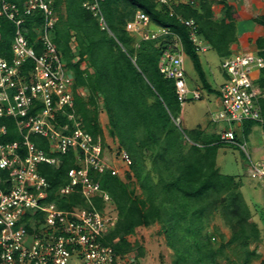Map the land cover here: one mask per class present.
Wrapping results in <instances>:
<instances>
[{
	"label": "trees",
	"instance_id": "obj_1",
	"mask_svg": "<svg viewBox=\"0 0 264 264\" xmlns=\"http://www.w3.org/2000/svg\"><path fill=\"white\" fill-rule=\"evenodd\" d=\"M9 1L23 9L28 0ZM84 1L55 0L54 3L59 21L53 30V41L75 75L73 112L81 128L95 139L101 137L104 146L100 115L102 111L106 113L109 135L118 139L129 153L130 171L143 191V197L138 196L136 189L110 172H91L110 196L117 212V222L105 244L112 246L117 255L136 253L138 260L144 256L143 250L138 252L128 238L138 229L159 222L175 253L173 264H223L219 262L220 257L234 245L242 253L233 260L224 256V264H251L259 259L257 251L249 249L252 242L261 240V231L256 223L250 222L253 216L241 193L243 183L240 177L222 174L217 165L219 150L228 144L221 143L220 134L216 140L206 135L196 139L184 136L185 130L176 124L182 105L175 84L165 79L159 70L166 43L163 40L142 41L126 28L141 11L155 26L172 31L181 39L184 53L192 61L203 88L214 93L182 20H194L201 39L225 59L231 56V46L237 40L233 6L226 0H201L198 7L178 3L171 8L160 6L157 0H100L108 32L102 30L99 21L83 7ZM216 3L222 4L225 10V17L219 22L213 11ZM255 22L264 27V16L256 18ZM42 23L40 12L25 18L26 37L32 46L37 39L35 30ZM1 24L0 56L11 62L16 26L6 19ZM257 47L264 59V37L257 41ZM36 50L41 53V47L36 46ZM32 66L33 62L29 61L23 71ZM256 84L264 92V68ZM81 90L85 91V96ZM261 105L264 111V99ZM66 121L60 120L61 124ZM4 123L8 133L0 143H22L16 120L5 119ZM254 124L257 123H245L243 137L248 136V127ZM30 139L48 157L59 160L58 167L39 165L40 174L50 185L46 202L56 203L61 210L87 208L86 200L79 193L68 197L58 194L69 182L68 172L78 168L75 152L53 154L46 138L32 134ZM93 202L99 211L107 207L101 198ZM215 211L221 213L233 231L227 243H224V235H220L222 242L218 246L213 243L214 235L206 231V224Z\"/></svg>",
	"mask_w": 264,
	"mask_h": 264
},
{
	"label": "built area",
	"instance_id": "obj_2",
	"mask_svg": "<svg viewBox=\"0 0 264 264\" xmlns=\"http://www.w3.org/2000/svg\"><path fill=\"white\" fill-rule=\"evenodd\" d=\"M159 5L172 7L177 0H157ZM186 4L196 5L195 0ZM55 0H28L20 9L9 0H0V43L2 24L6 19L16 26L11 45L12 61L0 56V139L8 133L5 119L16 120L23 142L0 143V261L1 264H138L137 260L117 255L106 237L117 222L107 207L110 196L104 192L91 172L103 174L117 171L107 163L101 137L95 139L81 128L74 111L75 75L59 54L53 41V30L59 21ZM83 7L99 21L102 30L109 27L100 8V0H85ZM40 12L43 23L35 31L32 46L26 37L25 18ZM190 33L195 51L206 53L194 20H182ZM149 16L138 11L127 24V31L142 41L163 40L166 49L159 62L163 77L175 84L181 105L200 101L205 89L200 84L188 85L185 53L181 39L167 28L156 27ZM36 46L41 47L37 53ZM33 62L26 72L25 65ZM224 81L219 86L221 110L216 122L243 125L254 122L264 126L263 95L257 86L255 73L264 68V59L255 54L235 53L222 60ZM83 91V90H81ZM67 120L61 124V119ZM36 134L49 141L51 152L76 154L78 168L68 172V184L58 194L68 197L79 193L88 207L61 210L56 203H48L50 185L39 172L40 164L59 166L58 158L48 157L30 139ZM235 130H225L221 143L234 145L249 159L248 175L264 179V162L253 160L246 142L237 140ZM264 141V130L262 131ZM120 157L129 167L132 159L123 149ZM4 172H7L4 173ZM101 198L107 207L99 211L94 199Z\"/></svg>",
	"mask_w": 264,
	"mask_h": 264
},
{
	"label": "rangeland",
	"instance_id": "obj_3",
	"mask_svg": "<svg viewBox=\"0 0 264 264\" xmlns=\"http://www.w3.org/2000/svg\"><path fill=\"white\" fill-rule=\"evenodd\" d=\"M151 29H156V27L152 25ZM202 42L207 45L203 40ZM208 47L209 49L206 53L199 55L207 79L215 88V92L209 93L205 90V97L202 100L185 103L182 105L178 115V123L185 130L183 132L184 136H189L192 139L198 138L199 135H206L209 136L210 139L216 140L217 136L219 137V134L221 135L225 130H236L239 127L237 124H228L224 122L214 124L215 117L221 109L218 89L219 85L223 82V59H221L210 46ZM184 66L188 77V85L191 88L196 84L200 85L201 82L198 74L194 69L192 61L187 56H185ZM82 93L84 96L86 95L85 91H82ZM100 123L104 132V149L106 159L108 160L107 164L117 171L119 178L130 184L133 189H136L138 196L143 197L140 184L132 176L133 173L130 171L129 165L123 162L120 157V151L123 150L120 142L118 139L109 135V120L104 111L101 112ZM248 129L250 132L246 138L242 135H238L236 132V134L240 136L238 140L241 143L246 142L247 151L253 160L264 162V141L262 139L261 125L254 124V126L251 128L248 127ZM185 132H187V134ZM217 165L222 174L240 177L243 183L241 193L253 216L250 222L256 223L261 231V240L257 243L252 242L249 246L251 251H257L260 256L259 259H254L251 264H264V179H252L249 177V159L244 151L234 145L224 146L219 150ZM106 211L110 212V215H112L114 219L116 218L117 212L114 207H107ZM206 226V231L214 235L213 243L216 246L222 242L220 235H224V243L229 242L233 236V231L226 224L219 211L214 212L209 218ZM128 239L137 247L136 249L138 252H140V249L143 250L144 256L138 260L135 258L138 264H173L175 253L169 247L161 223L158 222L149 228H140L134 236ZM240 253H242V250L234 245L226 250L224 256L229 257V260H233L236 259V256ZM135 255L136 253L131 255L132 257H129V259H134L133 256ZM224 256H221L219 259V262L223 264L226 259Z\"/></svg>",
	"mask_w": 264,
	"mask_h": 264
},
{
	"label": "crops",
	"instance_id": "obj_4",
	"mask_svg": "<svg viewBox=\"0 0 264 264\" xmlns=\"http://www.w3.org/2000/svg\"><path fill=\"white\" fill-rule=\"evenodd\" d=\"M195 1H196L195 7H198L201 0H195ZM209 1L219 2V0H209ZM226 1L229 5L233 6L234 8V12H235L234 17L236 20V28H237V33H236L237 40L231 46V53L232 54L249 53L260 56L258 53L257 41L260 38L264 37V27L257 24L255 22V19L264 16V0H226ZM178 3L186 4L187 1L177 0L175 3H173V5ZM213 11L216 21L219 22L225 17V10L222 4H218V3L214 4ZM260 74H261V70L256 71L255 78L257 81L260 79ZM223 81H224V77H223ZM261 93L264 99V92L261 91ZM215 123L218 124L219 122L215 121L214 124ZM245 123L241 126L238 125L239 127L235 130V132H237L238 135L240 136L241 135L243 136ZM261 128L263 131L264 127L261 126Z\"/></svg>",
	"mask_w": 264,
	"mask_h": 264
},
{
	"label": "water",
	"instance_id": "obj_5",
	"mask_svg": "<svg viewBox=\"0 0 264 264\" xmlns=\"http://www.w3.org/2000/svg\"><path fill=\"white\" fill-rule=\"evenodd\" d=\"M176 124L179 126V123H178V121L176 122Z\"/></svg>",
	"mask_w": 264,
	"mask_h": 264
}]
</instances>
